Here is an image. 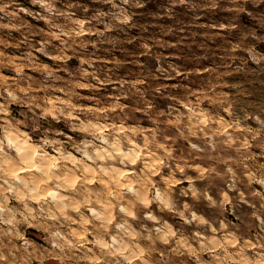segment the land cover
I'll return each mask as SVG.
<instances>
[{
	"label": "clouds",
	"instance_id": "obj_1",
	"mask_svg": "<svg viewBox=\"0 0 264 264\" xmlns=\"http://www.w3.org/2000/svg\"><path fill=\"white\" fill-rule=\"evenodd\" d=\"M0 264H264V0H0Z\"/></svg>",
	"mask_w": 264,
	"mask_h": 264
}]
</instances>
